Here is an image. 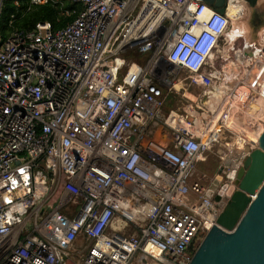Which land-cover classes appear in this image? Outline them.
I'll return each instance as SVG.
<instances>
[{"label": "built area", "instance_id": "1", "mask_svg": "<svg viewBox=\"0 0 264 264\" xmlns=\"http://www.w3.org/2000/svg\"><path fill=\"white\" fill-rule=\"evenodd\" d=\"M71 1L82 10L61 29L0 36V264H190L221 213L199 165L236 135L238 169L218 168L232 185L264 132V31L253 51L229 55L239 66L222 81L227 7ZM49 3L71 14L59 0L29 7ZM128 50L148 56L126 86ZM179 70L192 75L181 87ZM196 86L205 92L193 99ZM168 93L181 99L175 113ZM256 111L254 135L240 134L238 119Z\"/></svg>", "mask_w": 264, "mask_h": 264}, {"label": "water", "instance_id": "2", "mask_svg": "<svg viewBox=\"0 0 264 264\" xmlns=\"http://www.w3.org/2000/svg\"><path fill=\"white\" fill-rule=\"evenodd\" d=\"M202 1L221 14L228 4V0ZM241 1L249 11L250 30V39L241 46L251 52L252 46L258 44V33L264 29V0ZM206 197L219 202L221 213L217 225L205 235L190 264H264V132L234 184L224 182L220 169Z\"/></svg>", "mask_w": 264, "mask_h": 264}, {"label": "rangeland", "instance_id": "3", "mask_svg": "<svg viewBox=\"0 0 264 264\" xmlns=\"http://www.w3.org/2000/svg\"><path fill=\"white\" fill-rule=\"evenodd\" d=\"M246 13H247L246 16L242 20L244 25H245V27H246V30L248 29V32L246 33V35H245L244 32H242L245 36H243V38L241 39L242 33L239 35L238 31H236V34L233 33L234 39L236 38L235 40L233 39L234 43L232 42L231 35H228V42L221 43L220 48H222V47L227 48L228 46L230 47L231 42L233 44L231 47L235 48L234 50H236V48H238V47L239 48H243V47L239 46V44H244V43L247 42L248 38L250 39V30H249V26H248V22H247L248 17H249V11H246ZM237 28H239V30H241L242 29V24H240ZM231 29H233L232 26L230 27V30ZM263 31H264V29L258 33V37H257L258 38V42H260V35H261V33ZM108 48L109 49L113 48V46H111V43H110V45H108ZM227 50H226V54L227 55L225 54V50L224 49H221V50L217 49L216 52H215V57L217 59L215 60L214 64L218 62V66H216V68L221 73V75L218 78H221L222 81L223 80L224 81L227 80V72L231 73V72L228 71L227 67L225 66L227 63L230 62L229 61L230 60L229 55L231 54L229 52L230 49H227ZM106 52H107V49H106L105 53ZM233 52H235V51H233ZM147 56L148 55L137 53L136 50H128L127 52H125L123 54H120L119 57L117 56L118 58L124 59L126 61V63H128V65H125L124 68L122 70H120L119 82L124 84V85H126V86H129L133 82L135 76L143 68V66H144V64L146 62ZM222 56H224V57H222ZM248 58L250 59V57H248ZM253 58H254V56H252V59ZM129 65H132L133 67L131 68V67H129ZM228 65H231V64H228ZM253 69H255V68H253ZM225 70L227 72H225ZM178 76L181 78V81H180V84L178 85V87H181L182 84L184 85V84L189 83L191 81L190 77L192 75L187 73L184 70L183 71L179 70L178 71ZM230 77H233V76H230ZM193 78H195V77H192V79ZM224 84H226V82H224ZM219 86L223 87V84L222 85L220 84ZM196 87H198V88H196L197 90H199L198 93H202V95H203V93L205 92L204 91V87H202V86H196ZM215 87H217V84L215 85ZM191 92H193V90H191ZM173 93H175V92H173ZM173 93H168L166 98H165V101L167 99V102L165 104V108L170 113H175L176 112L175 109L178 106H180V105L175 106L176 98H175ZM201 97H202L201 100H203V101L206 99L205 96H201ZM250 100H253V98H251ZM188 101H190V100L187 99V100L184 101L185 108H186V110L189 113H191L192 110L189 108V102ZM192 113H194V112L192 111ZM232 137L236 140V144L233 147H231L232 142L226 141L225 139H221L220 140V144L219 145L216 144L208 152L207 157H206L207 161L205 160L206 163L204 165L203 164L199 165V168L204 169L203 172H207V174H208L207 177L208 178L209 177L210 178L211 177L212 178L216 177V175L219 172L218 168H219L220 165L229 164L231 166V168H237L238 169V164H237L238 162H236V157L239 155V153L237 152V146H238V144H240V140L234 134H232ZM241 144H242V141H241ZM74 209L77 210L78 207H74ZM147 264H154V263L153 262H148Z\"/></svg>", "mask_w": 264, "mask_h": 264}, {"label": "trees", "instance_id": "4", "mask_svg": "<svg viewBox=\"0 0 264 264\" xmlns=\"http://www.w3.org/2000/svg\"><path fill=\"white\" fill-rule=\"evenodd\" d=\"M59 1L64 5L63 10L70 11V15L62 14L51 3L29 7L28 0H5L0 13L1 38H6L14 29L31 30L40 22H49L53 30L67 26L82 10V5L71 0Z\"/></svg>", "mask_w": 264, "mask_h": 264}, {"label": "bare ground", "instance_id": "5", "mask_svg": "<svg viewBox=\"0 0 264 264\" xmlns=\"http://www.w3.org/2000/svg\"><path fill=\"white\" fill-rule=\"evenodd\" d=\"M236 2V0L234 1V0H230L229 2H228V4H227V13H228V17H229V19H230V26H232L233 27V29H231L229 32H228V34H227V39H228V35H231V39H232V42L234 43V41H233V39H234V35H233V33L234 34H236V31H238V33H239V35L242 33V32H244L245 33V35H246V33L248 32V29L246 30V27H245V25H244V23H243V19H244V17L246 16V6L244 5V3H242V1L241 0H237V2H239V3H235ZM244 11H245V13H244ZM240 24H242V29L241 30H239V28H237ZM229 26V27H230ZM230 29V28H229ZM244 30V31H243ZM243 33H242V35H241V39L243 38V36H245ZM236 39V38H235ZM234 39V40H235ZM230 40V39H229ZM232 42H231V45H230V47L228 46L227 48H224V47H222V48H220V46L217 48V49H219V50H221V49H224L225 50V54H226V50L227 49H230L229 50V52L232 54V52L233 51H235L236 52V50H234L235 48H232L231 46L233 45L232 44ZM228 45V44H227ZM240 45V44H239ZM237 49V48H236ZM228 51V50H227ZM232 51V52H231ZM244 51V50H243ZM235 52H233V53H235ZM228 53V52H227ZM252 54V53H251ZM227 55V54H226ZM229 55V54H228ZM252 56H253V54L251 55V56H248V57H250V60L252 59ZM228 64H231V65H228ZM223 65V64H222ZM228 65V66H227ZM226 67H227V69H228V71L229 72H231V71H235V69L237 68V66H238V63L237 64H234L233 63V60H232V63L231 62H229V63H227L226 65H225ZM236 66V67H235ZM225 72H227L226 70H225ZM227 74H229L228 72H227ZM180 81H181V78H180ZM217 85H222V83H218L217 81L215 82ZM216 84H214V86L216 85ZM251 99V98H250ZM263 110H264V106H263ZM227 113H228V115H232L233 113H231V112H229V111H227ZM254 113H256V114H252V116L249 118V120L248 121H244L243 119H238V121H237V126H238V129H237V131L240 133V134H243V135H246V136H251V135H254V133H253V127L255 126V124L257 123V121H256V118H257V116H258V112L256 111V112H254ZM247 118V117H246ZM246 120V119H245Z\"/></svg>", "mask_w": 264, "mask_h": 264}, {"label": "crops", "instance_id": "6", "mask_svg": "<svg viewBox=\"0 0 264 264\" xmlns=\"http://www.w3.org/2000/svg\"><path fill=\"white\" fill-rule=\"evenodd\" d=\"M197 87H189V91L187 92L188 94V96H190V97H192L193 99H197L200 95H201V93H198L199 92V90H197L196 89ZM191 90H193V92H191ZM174 96H175V98H176V103H175V106H178V105H180L181 106V99H179L175 94H174ZM166 102H167V99H166V101H165V104H166ZM179 107V106H178ZM193 111V110H192ZM192 111H191V113H192ZM194 113H192V115H193ZM78 262H74V261H71L70 262V264H77Z\"/></svg>", "mask_w": 264, "mask_h": 264}, {"label": "flooded vegetation", "instance_id": "7", "mask_svg": "<svg viewBox=\"0 0 264 264\" xmlns=\"http://www.w3.org/2000/svg\"><path fill=\"white\" fill-rule=\"evenodd\" d=\"M217 172H218V171H217ZM219 172H220V170H219ZM219 172H218V173H219ZM214 178H215V177H214ZM214 178H212V177H211V178H210V177L208 178V177L206 176V177L203 179L204 182L207 184L208 188L210 187V185H211V183H212V181H213Z\"/></svg>", "mask_w": 264, "mask_h": 264}, {"label": "clouds", "instance_id": "8", "mask_svg": "<svg viewBox=\"0 0 264 264\" xmlns=\"http://www.w3.org/2000/svg\"><path fill=\"white\" fill-rule=\"evenodd\" d=\"M29 1V0H28ZM34 6H38V5H34Z\"/></svg>", "mask_w": 264, "mask_h": 264}]
</instances>
